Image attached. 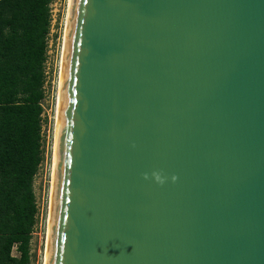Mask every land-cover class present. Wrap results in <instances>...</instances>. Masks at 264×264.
<instances>
[{
	"label": "water",
	"instance_id": "obj_1",
	"mask_svg": "<svg viewBox=\"0 0 264 264\" xmlns=\"http://www.w3.org/2000/svg\"><path fill=\"white\" fill-rule=\"evenodd\" d=\"M65 43L45 264H264V0H71Z\"/></svg>",
	"mask_w": 264,
	"mask_h": 264
},
{
	"label": "trees",
	"instance_id": "obj_2",
	"mask_svg": "<svg viewBox=\"0 0 264 264\" xmlns=\"http://www.w3.org/2000/svg\"><path fill=\"white\" fill-rule=\"evenodd\" d=\"M51 1L0 0V264H31Z\"/></svg>",
	"mask_w": 264,
	"mask_h": 264
},
{
	"label": "rangeland",
	"instance_id": "obj_3",
	"mask_svg": "<svg viewBox=\"0 0 264 264\" xmlns=\"http://www.w3.org/2000/svg\"><path fill=\"white\" fill-rule=\"evenodd\" d=\"M67 0H52L51 28L48 35V81L45 85V95L42 100V132L44 134L42 146L44 158L34 177L33 187L38 206L37 221L31 239V264H43L46 251V237L48 233V217L52 187V160L57 122V96L59 87V62L63 42L65 18L67 14ZM13 253H16L13 251Z\"/></svg>",
	"mask_w": 264,
	"mask_h": 264
},
{
	"label": "bare ground",
	"instance_id": "obj_4",
	"mask_svg": "<svg viewBox=\"0 0 264 264\" xmlns=\"http://www.w3.org/2000/svg\"><path fill=\"white\" fill-rule=\"evenodd\" d=\"M71 0H67V14L65 18V25H64V33H63V42H62V48H61V56H60V62H59V87H58V96H57V124H56V130H55V141H54V148H53V160H52V184L54 182V176H55V154H56V146H57V139H58V122L60 118V100H61V86H62V74H63V66H64V56H65V42L67 38V32H68V25H69V7H70ZM51 196H52V187H51ZM51 202V201H50ZM51 205V203H50ZM50 216H51V210H49V217H48V228H49V223H50ZM48 245V233L46 237V248ZM46 254V251H45ZM46 262V257H44V263Z\"/></svg>",
	"mask_w": 264,
	"mask_h": 264
},
{
	"label": "built area",
	"instance_id": "obj_5",
	"mask_svg": "<svg viewBox=\"0 0 264 264\" xmlns=\"http://www.w3.org/2000/svg\"><path fill=\"white\" fill-rule=\"evenodd\" d=\"M48 38H47V43H48ZM48 45L49 44H47V48H48ZM48 51V50H47ZM47 54V53H46ZM47 64H48V56H46V60H45V63H44V75H45V82H44V86H43V88H44V95H45V85H46V83H47V81H48V66H47ZM41 136H42V142H43V137H44V134H43V132H42V129H41Z\"/></svg>",
	"mask_w": 264,
	"mask_h": 264
},
{
	"label": "clouds",
	"instance_id": "obj_6",
	"mask_svg": "<svg viewBox=\"0 0 264 264\" xmlns=\"http://www.w3.org/2000/svg\"><path fill=\"white\" fill-rule=\"evenodd\" d=\"M144 175H145V178H147V174L145 173ZM152 175L157 182L163 183L164 178L161 176L159 172H153ZM173 180H175V176H173Z\"/></svg>",
	"mask_w": 264,
	"mask_h": 264
}]
</instances>
